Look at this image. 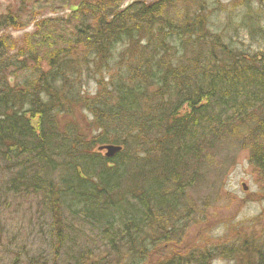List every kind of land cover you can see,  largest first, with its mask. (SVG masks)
Wrapping results in <instances>:
<instances>
[{
  "label": "trees",
  "instance_id": "1",
  "mask_svg": "<svg viewBox=\"0 0 264 264\" xmlns=\"http://www.w3.org/2000/svg\"><path fill=\"white\" fill-rule=\"evenodd\" d=\"M72 1L16 0L0 12V203L4 194L38 199L53 244L66 239L50 251L58 263L68 251L65 264H95L91 252L101 251L103 260L140 264L154 242L183 230L181 183L221 139L251 124L249 161L264 174V52L240 50L212 29L215 1H193L181 15L169 12L174 0H77L68 19L45 15ZM252 2L238 30L264 37ZM28 25L20 39L2 33ZM77 111L91 116V136ZM102 144L122 149L107 158L95 149ZM81 238L83 250L71 253ZM253 251L240 264H264V236ZM21 254L8 264L48 260Z\"/></svg>",
  "mask_w": 264,
  "mask_h": 264
},
{
  "label": "rangeland",
  "instance_id": "2",
  "mask_svg": "<svg viewBox=\"0 0 264 264\" xmlns=\"http://www.w3.org/2000/svg\"><path fill=\"white\" fill-rule=\"evenodd\" d=\"M76 1L70 2L64 9L47 11L45 15L50 18L68 19L73 16L72 12L80 7ZM155 1L157 0H125L124 4H151ZM193 1H201L204 5L216 2V7L208 11L213 13L209 23L213 30H221L226 39L232 41L233 46L250 53L264 52V37H252L254 35L250 34V29L238 30L239 16L250 12L244 5L246 0H174L173 5L169 6V12L186 14ZM249 1H254L250 5L251 10L257 17L258 25L264 29L261 23L264 21V0ZM15 3L16 0H0V12ZM191 7L194 8V5ZM262 29L259 30L260 33ZM32 30V25H28L19 29L9 28L2 33L20 39ZM94 89L95 83L90 81L86 90L93 93ZM73 117L82 131L88 137L91 136L88 124L91 116L86 111H77ZM64 119L67 121L68 118ZM248 126L250 128L241 129L240 133L221 139L220 146L205 151L202 164L191 171L188 181L183 179L179 197L181 211L178 212L180 219L184 221L183 230H179V234L173 239L160 244L154 242V249L144 253V262L159 264L171 257L203 255L204 264H240L243 260L254 258L253 250L264 236V174L249 161L250 140L247 134L253 127L251 124ZM262 127L264 130V121ZM18 197L20 196L4 194L0 203V264H8L13 252H21V257L32 258V262H38L37 259L48 255L46 264L55 263L58 259L50 254V251L55 250V245L56 250L63 248L62 243L66 239L62 238L61 244H53L50 217L44 207L39 204L37 198ZM63 220L67 225L64 230L72 229L75 221L65 214ZM83 233L89 239H95L89 228L84 227ZM80 234L82 232L78 231L77 235ZM156 235L157 232L152 233L154 239ZM48 244L51 245L50 249ZM82 245H85L84 238L77 241V247L73 246L71 253L83 250ZM94 245L96 246V243ZM63 254V261L56 264H65L68 251ZM91 254L95 264L125 263V258L121 257L103 260L106 256L101 251ZM20 264L27 262L22 261Z\"/></svg>",
  "mask_w": 264,
  "mask_h": 264
},
{
  "label": "water",
  "instance_id": "3",
  "mask_svg": "<svg viewBox=\"0 0 264 264\" xmlns=\"http://www.w3.org/2000/svg\"><path fill=\"white\" fill-rule=\"evenodd\" d=\"M120 149H121V147L120 146H116V145H102V146L99 147V150H105L104 155L106 157L113 156ZM243 188H245L244 185H243ZM142 264H145V263H142Z\"/></svg>",
  "mask_w": 264,
  "mask_h": 264
}]
</instances>
